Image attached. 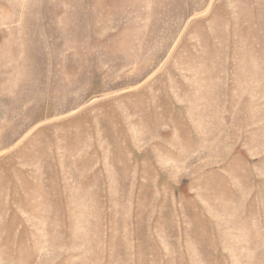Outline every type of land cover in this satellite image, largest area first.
Returning <instances> with one entry per match:
<instances>
[{"label":"rangeland","instance_id":"rangeland-1","mask_svg":"<svg viewBox=\"0 0 264 264\" xmlns=\"http://www.w3.org/2000/svg\"><path fill=\"white\" fill-rule=\"evenodd\" d=\"M0 264H264V0H0Z\"/></svg>","mask_w":264,"mask_h":264}]
</instances>
